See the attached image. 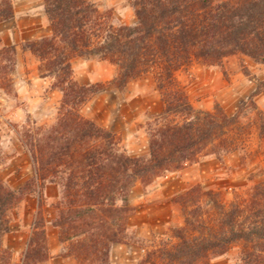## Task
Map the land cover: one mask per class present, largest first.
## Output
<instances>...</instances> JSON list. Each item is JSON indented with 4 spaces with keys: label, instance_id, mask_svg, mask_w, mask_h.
Returning a JSON list of instances; mask_svg holds the SVG:
<instances>
[{
    "label": "trees",
    "instance_id": "1",
    "mask_svg": "<svg viewBox=\"0 0 264 264\" xmlns=\"http://www.w3.org/2000/svg\"><path fill=\"white\" fill-rule=\"evenodd\" d=\"M50 35L26 42L24 50L39 61L42 78L62 93L56 122L26 130L21 144L33 177L18 190L0 181V245L10 231L7 212L32 185H56L62 201L50 222L59 229L67 256L77 264H111L114 244H122L134 212L131 190L150 185L164 173L199 162L202 156L223 161L244 150L252 125L264 139V111L252 97L227 114L216 104L197 111L178 74L194 63L222 66L241 54L264 65V0H126L135 13L132 25H114L96 0H42ZM14 17L11 0H0V22ZM15 46H0V85L10 88L16 69ZM76 58L107 61L117 70L105 84L81 85L74 77ZM152 75L161 96L162 122L149 132L148 157H133L118 137L80 113L93 95L124 90ZM264 86V83H263ZM255 113L251 123L243 111ZM183 226L146 255L147 264H205L211 257L241 248L236 264H264V180L247 193L233 192L226 202L220 191L197 184L175 199ZM49 257L42 223L36 225L22 264Z\"/></svg>",
    "mask_w": 264,
    "mask_h": 264
},
{
    "label": "rangeland",
    "instance_id": "2",
    "mask_svg": "<svg viewBox=\"0 0 264 264\" xmlns=\"http://www.w3.org/2000/svg\"><path fill=\"white\" fill-rule=\"evenodd\" d=\"M11 1L13 4V0ZM96 2L100 11L108 15L114 25L135 23L134 10L126 0H96ZM24 44H20L22 51H25ZM0 46L15 45H3L0 39ZM90 61L105 62L106 66L115 68L107 61L98 59ZM114 70L115 78L117 70L116 68ZM29 74L30 70L27 69L26 59L22 61L16 56V69L10 77V88L6 89L0 85V181L10 190H18L33 177L31 161L21 144V136L28 129L52 126L58 118V113L56 114L55 111L57 108L59 112L62 99L61 96L59 105H57L56 97L46 96L42 101L37 100L35 103L20 98L17 93L18 82ZM178 80L189 89L188 97L197 111H201L197 109L198 103L207 98L212 110L216 104H219L227 114L233 115L251 97L258 109L264 111V65L257 64L244 55L229 56L223 61L222 66H205L201 63H194L190 68L178 74ZM139 82L146 86L149 83L153 84L161 100L154 77L143 75L131 81L122 91L107 88L93 95L85 105L95 101V106H99L100 103L96 101L98 95L106 92L116 93L115 95L123 94L132 84ZM106 98V101L109 102L106 105L108 107L112 102V97L106 96ZM45 103H48L47 107L52 111L51 115L43 114L42 111L46 109ZM149 105H153L152 100ZM16 113L19 115L18 117H15ZM153 113L154 108L148 110L149 119L144 125L147 132V148L150 130L162 122V120H158L160 114L150 119ZM254 118L255 113L249 107L243 111V122L251 123ZM118 139L121 141L120 137ZM246 140L244 150L228 155L223 161H218L210 156H202L198 163L206 159H210L212 162L201 169L196 180L187 184L182 185L173 177L195 164L187 165L175 172L164 173L148 186H144L140 181L137 182L131 190L130 205L134 208V212L129 219L125 241L122 244L113 245H119V249L115 251L114 258L110 252V263L147 264L145 263L146 255L154 250L158 242L170 243L174 241L172 231L181 228L184 222L181 207L175 202V199L191 187L199 184L206 190L220 191L222 199L229 202L234 191L247 193L255 183L264 180V139L259 138L258 129L252 125L250 135ZM121 148L124 150L122 146ZM128 155L147 158L148 151L140 153L138 156ZM154 186L157 189L161 187L159 193H163V199L154 195L156 189L153 191L148 189ZM148 196L151 200L146 203ZM61 201L62 189L50 184L32 185L22 196H19V200L7 212L10 231L2 237L0 264H22L29 241L39 223H42L44 227L49 253L48 259L40 264H77L73 257L67 256L68 245L60 242L59 229L53 227L50 222L55 207ZM171 205L177 206L178 211L173 210ZM240 251V246L236 245L227 254L211 257L205 264H236Z\"/></svg>",
    "mask_w": 264,
    "mask_h": 264
},
{
    "label": "crops",
    "instance_id": "3",
    "mask_svg": "<svg viewBox=\"0 0 264 264\" xmlns=\"http://www.w3.org/2000/svg\"><path fill=\"white\" fill-rule=\"evenodd\" d=\"M14 17L8 21L0 22V39L3 45H15L17 56L22 61L26 59L27 69L30 74L18 82V96L35 103L43 98L56 97V103L59 105L62 93L52 88V80L42 78L39 73V61L29 52L22 51L20 44L33 40H38L50 35V23L44 13L42 0H13ZM19 45V46H18ZM20 51V52H19ZM24 58V59H23ZM105 62L94 63L90 60L74 59L72 66L74 68V77L81 85H93L97 83H106L111 81L115 75V68L106 66ZM106 70V71H105ZM189 95V89L186 88ZM116 94V93H115ZM111 92L102 93L97 96L99 106H95V101L85 105L80 113L87 119L96 122L99 126L111 131L117 137L121 138V146L128 154L139 155L148 150L147 132L144 127L148 121V110L154 108L151 118L159 115L163 111L158 92L153 84L148 86L139 83L132 84L125 93L115 95ZM43 95V97H42ZM114 95V97H113ZM106 96L112 97V102L107 107ZM53 100V99H52ZM152 100L153 105H149ZM142 104L139 105V103ZM43 110V114L51 115V110ZM211 104L207 98L198 103L201 111H212ZM31 111V110H30ZM56 114L58 109L56 108ZM15 117L19 115L14 114ZM144 150V152H143ZM210 159L193 165L176 174L173 179H177L182 185L194 181L199 177V173L205 167ZM160 187V186H159ZM158 187V188H159ZM154 191V195L163 199L161 187L156 186L148 188ZM149 191V190H148ZM151 199L146 198V203ZM173 210L178 211V207L171 205ZM145 213V212H144ZM118 246H112L111 256L114 258Z\"/></svg>",
    "mask_w": 264,
    "mask_h": 264
}]
</instances>
